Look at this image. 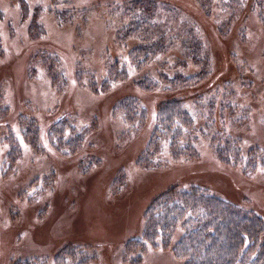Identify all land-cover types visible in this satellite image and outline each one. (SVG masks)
Instances as JSON below:
<instances>
[{"label": "rangeland", "instance_id": "obj_1", "mask_svg": "<svg viewBox=\"0 0 264 264\" xmlns=\"http://www.w3.org/2000/svg\"><path fill=\"white\" fill-rule=\"evenodd\" d=\"M23 1L29 13L38 6L41 10L38 20L44 32L37 40L29 36V18L22 19ZM147 3L154 7L153 31L119 40L121 26L146 15ZM0 4V90L17 109L47 126L69 112L73 128L59 122L60 139L66 145L79 137L73 149L62 145L56 150L46 130L39 146L19 136L17 170L9 171L5 163L9 172L0 179V264H73L80 253L87 264H182L161 245L137 252L144 245L139 240L151 201L182 181H202L235 200L248 197L264 217V168L242 175L241 169L221 165L215 152V139L228 136L244 153L253 145L264 147V0ZM69 8L75 10L73 17L59 21L55 11ZM142 41L153 43L156 53L144 69H136L129 51ZM39 44L51 45L61 61L53 67L35 57ZM194 51L202 62L192 57ZM108 54L127 62L132 75L152 77L162 100L174 98L166 89L161 92L174 74L207 70L203 83L193 87L198 97L186 103L194 118L192 138L181 140L195 146L196 159L173 160L163 143L148 167L153 171L136 165L152 125L141 119L131 123L119 115L120 108L111 115L121 92L105 96L93 90L91 82L102 87L108 73ZM49 65L61 76L55 82ZM126 253L139 261L124 259Z\"/></svg>", "mask_w": 264, "mask_h": 264}, {"label": "trees", "instance_id": "obj_2", "mask_svg": "<svg viewBox=\"0 0 264 264\" xmlns=\"http://www.w3.org/2000/svg\"><path fill=\"white\" fill-rule=\"evenodd\" d=\"M136 2L138 5L145 4L142 1ZM23 4L22 19L29 18V36L37 40L44 32L38 20L41 10L38 6L29 13L27 2L23 1ZM74 11L69 8L55 11V14L61 19L59 21H64L69 15L72 18ZM145 11L147 14L139 15L140 19L136 18L121 26L118 30L119 40L123 42L130 35H141L153 31L155 22L150 17L151 12L154 11L153 4L147 3ZM50 46L39 44L35 57H40L44 62L49 60L54 67L61 59L56 50L49 49ZM129 52L131 61L133 64L136 63V69H144L142 68L144 64L147 65L156 53L155 45L149 41L136 43ZM192 57L202 62L201 54L199 55L196 51ZM52 65H49V75L55 82L61 76H55L57 74L51 69ZM126 65H128L127 62L108 54V73L104 76L102 87H97L96 80L91 82V86L95 93L103 92L105 96H116V92H121V98H118L112 106L111 115L115 116L116 110L120 108L122 112L119 115L131 123L139 119L146 126L151 123L152 129L150 128L145 146L135 160L136 165L143 167L146 171H153L148 167L154 163V157L162 149L163 143L167 144L173 160L196 159L198 150L194 148L195 146L192 143H182L181 140L192 138L190 132L194 125V118L186 103L187 100L198 97L193 92V87L203 83L207 70L201 69L189 75L174 74L172 81L167 82V86L161 90L162 92L166 89L165 93L174 98L162 100L158 90L159 84L152 77L148 74L132 75L129 71L130 67ZM180 90L183 91L182 94L177 95ZM3 101L9 102L10 105L4 104ZM219 104L223 105L220 101ZM15 106V103L7 101L6 93L0 90V157H5L3 161H0L1 180L7 177L10 170L11 172L17 170L15 163L21 154V148L18 146L19 136L30 145L38 144L39 146L40 135L46 130L50 144L58 150L64 142L60 139L62 134L57 124L61 122V126L73 128L72 116H69L70 113L67 111L61 113L47 126L25 113L22 108L17 109ZM14 118H16L17 126H15ZM216 119L218 117L212 118V120ZM234 136L239 143L241 139L244 141L242 135ZM78 139L79 137L70 138L64 147L73 149V145L79 142ZM232 139L230 136L225 139L223 137L215 139V152L221 165L231 169H241L242 175H251L259 168H264V160H257L255 154L264 155L262 153L264 147L253 145L249 152L244 153ZM60 151L66 157L71 155L61 149ZM75 154V152L72 153V155ZM260 160L263 161L258 164L257 161ZM5 163L9 171L4 168ZM20 191L24 193L23 190ZM250 203L248 197L235 200L215 186L198 180L172 184L151 201L146 212L144 233L139 240V246L142 243L144 245L137 252L144 253L149 247L156 248L161 245L182 264H264V217ZM134 251L136 252V249ZM80 255L81 253L78 254L79 257H75L73 264H87L83 261L88 258L80 257ZM125 255L124 259L131 260L127 257V253ZM59 256L58 253L57 259ZM132 260L139 261L137 257H132Z\"/></svg>", "mask_w": 264, "mask_h": 264}, {"label": "bare ground", "instance_id": "obj_3", "mask_svg": "<svg viewBox=\"0 0 264 264\" xmlns=\"http://www.w3.org/2000/svg\"><path fill=\"white\" fill-rule=\"evenodd\" d=\"M129 256V258L131 259L132 257H131V255H128ZM125 264V263H124Z\"/></svg>", "mask_w": 264, "mask_h": 264}]
</instances>
